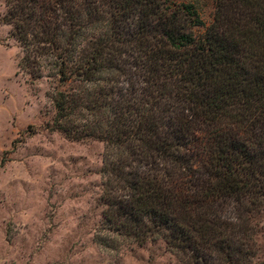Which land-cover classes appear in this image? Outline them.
I'll use <instances>...</instances> for the list:
<instances>
[{
	"label": "trees",
	"instance_id": "16d2710c",
	"mask_svg": "<svg viewBox=\"0 0 264 264\" xmlns=\"http://www.w3.org/2000/svg\"><path fill=\"white\" fill-rule=\"evenodd\" d=\"M20 68L48 69L52 130L106 143L122 242L183 264H255L264 212V0H9Z\"/></svg>",
	"mask_w": 264,
	"mask_h": 264
},
{
	"label": "rangeland",
	"instance_id": "374dc122",
	"mask_svg": "<svg viewBox=\"0 0 264 264\" xmlns=\"http://www.w3.org/2000/svg\"><path fill=\"white\" fill-rule=\"evenodd\" d=\"M0 0V264H183L165 242H122L105 225L106 143L52 130L50 71L20 68L23 48ZM192 3L206 24L216 0ZM255 264H264V212Z\"/></svg>",
	"mask_w": 264,
	"mask_h": 264
}]
</instances>
